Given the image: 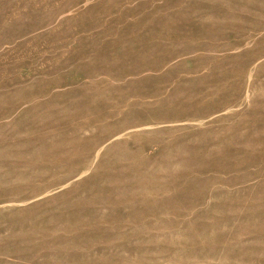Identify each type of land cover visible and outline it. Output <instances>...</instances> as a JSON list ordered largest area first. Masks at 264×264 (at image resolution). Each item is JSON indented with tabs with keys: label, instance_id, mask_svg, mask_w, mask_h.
<instances>
[{
	"label": "rangeland",
	"instance_id": "374dc122",
	"mask_svg": "<svg viewBox=\"0 0 264 264\" xmlns=\"http://www.w3.org/2000/svg\"><path fill=\"white\" fill-rule=\"evenodd\" d=\"M0 264H264V0H0Z\"/></svg>",
	"mask_w": 264,
	"mask_h": 264
}]
</instances>
